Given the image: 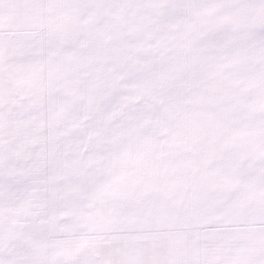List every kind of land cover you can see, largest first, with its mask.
<instances>
[{"label":"snow or ice","instance_id":"snow-or-ice-1","mask_svg":"<svg viewBox=\"0 0 264 264\" xmlns=\"http://www.w3.org/2000/svg\"><path fill=\"white\" fill-rule=\"evenodd\" d=\"M0 264H264V0H0Z\"/></svg>","mask_w":264,"mask_h":264}]
</instances>
